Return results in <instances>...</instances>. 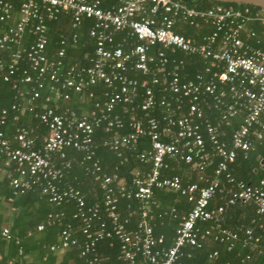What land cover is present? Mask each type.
Masks as SVG:
<instances>
[{"label": "built area", "instance_id": "obj_1", "mask_svg": "<svg viewBox=\"0 0 264 264\" xmlns=\"http://www.w3.org/2000/svg\"><path fill=\"white\" fill-rule=\"evenodd\" d=\"M18 2L13 17L12 2L0 0V22L12 20L0 33V52L6 54V59L0 56V81L12 82L19 96L29 94L32 102L28 110L45 126V134L36 146L34 130L29 125H16L12 141L0 131V166L8 168L13 195L37 187L56 205L74 201L76 207L71 216L79 221L84 241L80 244L72 235L71 222H65L60 242L49 248L78 245L83 264H100L96 244L112 237L118 239L119 257L126 264H135L138 258L137 264H188L184 260L191 256L187 248L199 247L201 240L211 234L230 248L238 234L222 226L225 208L237 201L251 202L256 212L264 213V180L258 184L237 180L229 169L237 153L246 157L264 141V50L250 42L255 38L254 31L245 29L252 20L264 27V8L251 11L248 7L212 3L198 9L181 0ZM62 12L70 14L72 28L78 27L83 18L92 20L88 33L94 39V51L88 64L65 65L62 45L53 57L46 54L47 23ZM182 23L199 29V38L176 31ZM76 38L77 33L73 32L72 41ZM255 43L259 39L255 38ZM167 49L199 55L208 61L207 66L194 77L182 79L178 64L167 67ZM131 71L149 78L131 77ZM17 73L19 76L15 77ZM21 83L29 85L25 92L20 89ZM97 84L102 87V99L95 100L86 112L78 115L60 107L59 100H68L70 91L80 96L87 92L91 97L93 90L89 87ZM41 92L44 97L38 108L35 100ZM155 92L160 94L158 98ZM118 103L128 114L126 132L120 131L123 121L114 112ZM156 106H163L164 113L160 117L148 115ZM10 108L16 121L24 109L16 104ZM207 109L217 112L215 122L205 115ZM137 110L144 112L145 125L136 116ZM7 115L8 110L1 109L0 123L5 122ZM238 116L237 126L229 128L232 118ZM97 126L110 134L103 144L115 152L120 162L126 158L124 150L147 134L149 146L135 153L140 162L148 165L147 169L131 168L127 182L118 176L116 167L111 172L102 171L93 141ZM68 149L80 153L79 165L102 190V204H87L80 189L64 180L65 170L76 160L67 155ZM171 162L195 171L204 184L183 183L177 174L163 175ZM211 165L210 178L205 170ZM221 176L228 184L224 204L209 207ZM155 189L177 191L191 203L180 215L171 209L179 220L170 245L165 244L163 234H154L151 223ZM121 197L137 201L136 209L127 204L129 212L124 217L117 205ZM101 211L104 217L100 216ZM135 214L137 218L128 227ZM62 217L61 211L49 213L45 223L36 228L61 223ZM198 221L209 222V226L200 230ZM244 234L243 245L264 255V238L254 235L250 228ZM1 235L11 236L7 227L2 228ZM18 253L22 254V249ZM216 254L213 250L208 256ZM8 264L26 263L20 257Z\"/></svg>", "mask_w": 264, "mask_h": 264}, {"label": "trees", "instance_id": "obj_2", "mask_svg": "<svg viewBox=\"0 0 264 264\" xmlns=\"http://www.w3.org/2000/svg\"><path fill=\"white\" fill-rule=\"evenodd\" d=\"M13 4V12L17 10L18 0H10ZM115 0H108V2H114ZM185 4L191 7H195L198 9H204L208 7L212 3H221V4H230L233 7L242 8L248 7L251 11L259 9L260 7L251 5V4H243V3H235V2H223L218 0H181ZM105 4V3H103ZM70 14L68 12H62L55 20L49 21L47 23L48 31H47V44L45 47L46 54L49 57H53L55 51L62 45L65 49V57L63 58V62L65 65L73 62H78L80 64H88V58L93 55L94 51V39L89 36L88 30L92 25V20L90 18H83L81 24L72 28L70 25ZM248 27H250L254 33L255 38L259 39V43H255V38H251L250 42L255 46L264 50V27L257 21H248ZM6 22H0V28L7 27ZM176 31L183 33L185 36H190L193 38H199L200 30L194 26L187 25V23H182V27L176 28ZM73 32L77 33L76 41L73 42L71 39V35ZM64 38V44H61V36ZM30 39L27 37L25 43ZM165 53L168 57L167 67H171L173 64L179 65V75L182 79H189L194 77L197 71H203V69L207 66L208 61L196 54H189L184 51L175 49V51L170 52L168 49L165 50ZM0 56H3L6 59V54L0 52ZM21 67H24V63H21ZM19 73L15 77H18ZM128 75L131 77H135L137 79L149 78V76L142 74L140 72H128ZM21 90L23 92L26 91L29 85L20 84ZM154 91H157L155 86H152ZM88 90V89H87ZM86 90V91H87ZM89 90H93V95L91 97L87 96V92L84 95L80 96L79 94L70 91V97L68 100H59V104L61 108H67L74 110L78 115L86 112L87 109L90 108L92 103L95 100L102 99V87L100 84L93 85L89 87ZM157 98L160 94L156 93ZM44 92H41L40 98L36 99V103H38V108H40V102L43 100ZM137 99H140L138 97ZM31 100L28 93H24V96L17 95L16 89L12 88V82L0 81V111L5 108L8 110V115L4 123H0V131L4 133L7 138H10L12 141V133L14 131V127L16 125H29L33 128L34 135L36 137L35 145L40 144V139L43 134H45V126L39 122L37 118L33 116L31 112H29L28 108L31 105ZM11 104H16L18 107H22L24 111L19 115L18 119L13 120L12 116L15 114L14 110H11ZM122 103H118L114 109L121 120L123 121V127L120 129L121 132L128 131L127 120L128 114L123 112L121 109ZM183 112V109L179 111V113ZM143 111L137 110L136 116L140 117L143 121V124L146 123V117L143 115ZM164 113L163 106H156L153 110H150L148 115L160 117ZM205 115L211 119L212 121H216L218 114L213 109L205 110ZM239 121V116L232 118L231 126L229 128L236 127ZM227 128V133L229 131ZM109 133L105 132L101 126L95 127V131L93 133V141L96 144L95 148V156L99 160V164L101 166L102 171L111 172L116 167V172L118 176L127 182L129 180L128 171L133 167L146 168L148 165L146 163H142L135 156L141 148L148 147L150 143V138L147 134L142 135L138 138L135 144L131 145L128 149H125L123 155L126 157L124 161L120 162V158L116 156L115 152L111 150L107 145L103 144V140L109 137ZM226 137V136H225ZM67 155L70 157H74L76 160L73 161L69 168L65 170L64 180L69 181L70 184L80 189L83 193L85 201L87 204H91L94 202H98L102 204L103 192L97 187L92 181L90 176H87L83 171L81 165H79L78 160L80 159V153L76 152L74 149H68ZM261 160L264 161V141L257 145L253 150L249 151L246 157H243L241 153H237L235 161L230 165V172L237 180H242L244 182L250 184H258L259 180H264V162L261 163ZM171 166L168 170L163 172L165 176H171L173 174H177L180 176L183 183L188 182H197L199 185H203L204 182L198 180V176L195 171L190 169H186L184 165H176L174 162L170 163ZM213 166L211 165L206 168L205 174L210 178L213 175ZM183 170L186 171V176L182 174ZM9 185V184H8ZM228 184L221 176L220 183L218 185V189L215 191L213 198L209 202V207L217 206L220 204H224V200L226 197V187ZM163 195L160 198L162 199V203L166 204L165 210H160L161 212H157L160 215V218H156L155 225L153 223L154 234H163L164 242L166 245H170L172 242V237L174 235V231L176 226L178 225V218H174L171 212V209L174 208L178 215L186 212L190 207L191 203L186 200L184 196H182L179 192L170 190V189H161L154 190L155 193L158 192ZM153 192V198L155 197V193ZM12 197L14 199L13 204L21 205L24 207L23 213L28 216H33L34 219L32 221H28V228L35 226L37 227L38 223H45L47 214L55 213V212H63V217L61 219V223H51L45 224L43 229L47 231L48 237L44 239L42 243L46 245L48 250L50 245L58 244L60 242V230L65 222H71L72 224V235L75 236L78 242L81 244L84 241V236L78 229L79 221L72 218V213L75 210V203L72 200L64 202L60 205H56L50 201H48L47 196L43 195L39 192V189L35 187L32 190L26 191L23 194L13 195L11 187L7 188L6 198ZM160 196V195H158ZM127 204H129L133 208H137V201L134 199H126L121 197L118 201V210L120 212V216L124 217L129 212L127 208ZM31 205H37L35 210L29 209ZM158 209V208H157ZM235 210V212L244 213L245 217L240 222L236 224H230L228 221V215ZM101 217H104L103 212L101 211ZM128 227H130L135 219L137 218V214L132 216ZM222 220V226L227 228L231 227L232 230L237 232V239L233 241L232 246L227 248L226 243L219 242L213 238V234L206 236L209 238L208 244L206 241L201 240V245L199 247H192L191 257L184 258V260L188 264H264V255H260L255 253L254 251H250L246 246L243 245V240L245 238L244 231L247 228H250L254 235L260 236L264 238V213L256 212V206L251 202H240L237 201L232 205H229L225 208V213ZM159 221H162L163 224L159 225ZM200 230H204L209 226V222H201L198 221L196 224ZM11 243H13V248L17 250V248L21 245L15 243L16 236L14 233L10 232ZM52 235V238L51 236ZM7 239V238H5ZM1 240V239H0ZM70 254L73 255L74 262L72 264H83L84 257L79 256L80 248L78 245L70 246ZM213 250L217 251L216 256L209 257ZM96 252L99 256L100 264H126L119 257V241L116 237L105 238L99 241L96 244ZM246 255H249V258H245ZM139 259V258H138ZM138 259L135 264L138 263ZM68 264V263H65ZM71 264V263H69Z\"/></svg>", "mask_w": 264, "mask_h": 264}, {"label": "crops", "instance_id": "obj_3", "mask_svg": "<svg viewBox=\"0 0 264 264\" xmlns=\"http://www.w3.org/2000/svg\"><path fill=\"white\" fill-rule=\"evenodd\" d=\"M16 16V11L13 12V17ZM14 19V18H13ZM7 24L12 23V20L6 21ZM249 22L246 23L245 29L252 30L247 26ZM6 27L0 28V33ZM264 42V40H263ZM88 110V109H87ZM86 110V111H87ZM13 134V133H12ZM8 168L0 166V264L15 263L20 257L23 258L26 264H65L73 263L74 258L70 253V248L48 250L46 245H44L43 240L47 239L48 232L45 229H37L35 226H26L28 221L34 219L33 216H28L23 213L24 207L21 205L13 204L14 199L7 200L6 193L9 187V178L7 177L6 171ZM186 171L183 170L182 174L186 176ZM14 173V171H12ZM67 181V180H66ZM69 182V181H67ZM157 190V189H156ZM161 191V189H158ZM158 192V191H157ZM155 193V192H154ZM160 195V196H158ZM161 195L159 192L155 193V197L152 212H151V223L155 225L156 218H160L157 212L160 210H165L166 204L162 203ZM37 205L27 206L29 209L35 210ZM158 208V209H157ZM157 211V212H156ZM184 213V212H183ZM245 217L244 213H237L232 210L228 215V221L230 224H236L240 222ZM224 219V218H223ZM40 224V223H38ZM37 224V225H38ZM163 224L159 221V225ZM3 227H7L9 232L14 233L16 236L15 243L21 245L15 250L13 248V243L9 241L10 239H5L6 237L1 235V230ZM231 230L233 228L229 227ZM52 238V235H50ZM209 238L205 237L203 240L208 244ZM22 249V254L18 253V249ZM190 252L192 248H187ZM191 257V256H190ZM188 257V258H190ZM187 258V257H186Z\"/></svg>", "mask_w": 264, "mask_h": 264}, {"label": "water", "instance_id": "obj_4", "mask_svg": "<svg viewBox=\"0 0 264 264\" xmlns=\"http://www.w3.org/2000/svg\"><path fill=\"white\" fill-rule=\"evenodd\" d=\"M218 1L251 4V5L258 6L260 8H264V0H218ZM262 162L263 160H261V163Z\"/></svg>", "mask_w": 264, "mask_h": 264}]
</instances>
